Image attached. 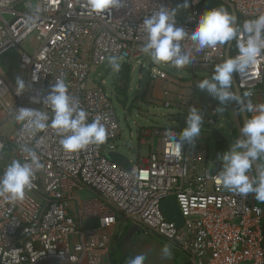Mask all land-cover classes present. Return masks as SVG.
<instances>
[{
    "label": "built area",
    "instance_id": "obj_1",
    "mask_svg": "<svg viewBox=\"0 0 264 264\" xmlns=\"http://www.w3.org/2000/svg\"><path fill=\"white\" fill-rule=\"evenodd\" d=\"M229 1L239 14L237 39L245 40L242 25L264 14V0ZM120 4L96 14L89 11L87 0H0V58L33 36L38 43L32 54L20 57L23 92L17 94L0 72V130L11 121L18 128L14 141L0 135V175L13 160L31 163L30 152L41 164L34 187L22 200L0 196V264H105L122 221L170 245L188 264H264V207L251 193L241 196L215 183L218 174H211L207 145L202 148L199 143L195 148L182 142L177 152L170 134L178 140L183 128L141 129L150 156H130L131 170L107 157L118 150L115 141L120 137L116 92L105 80L97 84L92 74L113 58L121 70L142 67L143 71L147 60L141 49L147 37L140 25L161 6L173 9L170 0H120ZM202 12L200 0H190L189 12L176 18V26L190 31ZM237 39L234 57L239 55ZM180 43L192 56V62L181 69L196 70L225 60L227 43L201 51L190 39ZM235 74L243 96L251 93L244 96L245 104H264V51L242 74ZM167 75L154 67L148 71L154 82ZM58 79L88 114V123L100 117L107 131L103 144L66 153L59 143L62 137L51 128L30 135L23 122L16 121L21 107L39 109L51 118L43 101ZM198 92L195 84L189 85L176 92V99H164V105L186 116L196 108L203 118L201 128L210 137L227 118L215 111L219 101L206 91L197 104ZM165 94L170 97L171 92ZM254 114L248 112L249 118ZM260 162L264 168V158ZM171 196L176 197L184 220L180 229L166 222L162 213V203Z\"/></svg>",
    "mask_w": 264,
    "mask_h": 264
},
{
    "label": "clouds",
    "instance_id": "obj_2",
    "mask_svg": "<svg viewBox=\"0 0 264 264\" xmlns=\"http://www.w3.org/2000/svg\"><path fill=\"white\" fill-rule=\"evenodd\" d=\"M87 2L89 11L96 14H103L109 9L121 6L120 0ZM183 6L188 7L187 2ZM234 20L235 17L225 8H210L197 17L196 24L190 31H186L183 27L176 26V10L170 11L161 6L160 10L145 18L140 25L147 37L141 51L154 64L170 62L176 68H183L192 62V56L190 52L182 50L181 41L190 39L195 44L196 51L224 45L238 38L239 30ZM242 31L246 34V39H237L239 55L214 65L211 77L200 80L196 86L219 101L220 105L235 101L241 104L244 111L255 112L241 127V138L217 157L223 163L222 170L215 177V183L241 196L252 193L257 201L264 202V168L256 165L257 176L250 178L248 175L255 162L264 158V104L255 107L250 101L244 104L238 95L230 91L233 87V73L242 74L264 51V14L245 21ZM114 61L115 58L114 70L118 71L120 65ZM16 88L17 94L24 91L25 84L22 79L17 78ZM244 96H251V93L245 92ZM43 104L51 110V118L47 112L39 109L21 107L16 112V121L23 122L24 129L30 135L51 128L62 137L59 143L66 153H75L90 144L100 145L106 141L107 131L100 122V117L88 123V114L78 103L73 102L62 79L55 81ZM215 111L221 112L223 109L218 107ZM202 120L198 110L193 107L186 117L187 126L180 132L179 139H175L176 134H170L177 152L181 151L182 142L192 143L199 136ZM29 156L31 163L13 160L0 175V196L12 202L19 201L24 198L26 190L34 187L33 180L41 164L34 152H30ZM162 253L165 257L171 255L167 246L162 248ZM145 259V255L139 253L129 258L127 264H144Z\"/></svg>",
    "mask_w": 264,
    "mask_h": 264
},
{
    "label": "rangeland",
    "instance_id": "obj_3",
    "mask_svg": "<svg viewBox=\"0 0 264 264\" xmlns=\"http://www.w3.org/2000/svg\"><path fill=\"white\" fill-rule=\"evenodd\" d=\"M36 1L37 0H35V3ZM37 45L38 43L36 36H33L26 43H24L20 49L12 50L0 58V72L4 75L6 82L10 87H12V89H16L13 79L24 77V73L22 71H18V64L21 55L23 53L29 55L32 54ZM144 59L147 60V62L145 63V67L141 75L138 73L139 67L137 70L131 71V81L128 88L131 99L138 97V100L134 104L137 110H132L131 114L124 113L121 107H119L114 101V107L116 109L120 123V137L115 141V143L117 149L121 153L127 154L129 156L131 154L127 148L138 145L140 129L151 126H156L159 128L166 126L185 128L187 126L186 115V117H184V114L181 113L175 115L172 109L164 105V99L172 97L164 95L162 97L164 87L166 86L169 91L174 92L178 89V83L182 81L178 78L180 75L186 79L184 82L189 84L194 75L197 74L199 82L202 79L210 78L214 71V66H203L193 70L191 67L184 69L176 68L172 66L170 62L167 64L157 65L151 61L147 54ZM150 67L167 71L171 76L174 77V80L169 79L168 77V81L154 82L148 76ZM120 70L121 68L119 67L118 71H111V73L105 77L106 86L109 89L115 90L118 87L119 84L116 85V88H114V83ZM171 82H173L175 85H173ZM93 86L94 82L93 80H90L89 87ZM199 96L200 100H202L201 92L199 93ZM207 98L208 97H206V99ZM220 107L223 109L222 112L225 117L227 119H231L235 126L233 132L226 131L224 127L219 126V129L223 135V142H227L228 146H230L237 139L241 138V124L238 118V111L234 101H228L224 105H220ZM174 116H176V120H174ZM203 126L204 124L201 123V127ZM0 135L9 141H14L18 135V128L14 122H8L0 130ZM196 140L199 143H202V148H204L206 145L209 147V167H212L213 159L216 157L218 145L214 142L212 137H209L206 132L202 130V128ZM140 150L141 158L148 159L150 156V146L147 147L141 145ZM3 162L5 161L3 160ZM249 176L252 178L251 175ZM130 227V223L122 221L115 231L116 238L113 243L114 252L112 255L113 264H120L118 261H123L121 264H127L129 258L134 257L139 253H143L146 257L144 264H173L172 256L170 255L169 257H165L162 253V248L164 246H167L170 252L173 251V247L153 236L146 235L144 232L137 233L131 241H128L126 237L128 232H126V230L130 229Z\"/></svg>",
    "mask_w": 264,
    "mask_h": 264
},
{
    "label": "water",
    "instance_id": "obj_4",
    "mask_svg": "<svg viewBox=\"0 0 264 264\" xmlns=\"http://www.w3.org/2000/svg\"><path fill=\"white\" fill-rule=\"evenodd\" d=\"M173 4V9L176 10V18L177 19H183L187 13L189 12L190 9V0H170ZM218 2L222 3L230 12L235 17L234 24L238 29V23H239V14L236 10L235 5L230 2L229 0H217ZM187 2L188 7H184L183 5ZM235 44V39L232 41L227 42L226 45V52H225V59L227 58H232L233 57V46ZM117 63V62H115ZM111 71H115L113 67V61L111 60H106L105 63L97 69L92 74V79L97 83L101 84L103 80H105V77L111 73ZM139 74L142 73V67L139 68L138 71ZM233 92L240 97V99L244 102V96L242 91L239 89L238 84H237V78L236 74L233 73V87H232ZM138 100V97H135L131 99L129 95V91L127 92L126 95L115 93L114 95V101L115 103L121 107L122 111L124 113L131 114V111L136 109L134 104ZM236 109L238 111V118L240 120L241 127L243 126L244 122L249 119V115L247 111H244L241 107V104L236 103ZM137 110V109H136ZM224 129L226 131L233 132L235 129V126L231 119H226ZM210 137L214 140V142L218 145L219 143L223 142V135L220 130L214 129L210 133ZM127 150L130 151V156L131 157H137L138 153V148L137 146H131L127 148ZM127 154L121 153L119 150L117 151H111L107 153V157L119 164L122 165L125 169L131 170V158ZM219 155L217 154L216 157L213 159V166L211 170V174H219V172L222 170V161L218 160L217 157ZM256 165L260 166L259 160L255 162L253 165V173L254 176H257V170H256ZM177 199L174 196L169 197L162 203V213L164 215V218L166 222L173 224L177 229H180L184 225V220L183 217L180 213L179 207L177 205ZM141 232L138 227L136 226H131L127 233V240L131 241L132 238L137 234Z\"/></svg>",
    "mask_w": 264,
    "mask_h": 264
},
{
    "label": "crops",
    "instance_id": "obj_5",
    "mask_svg": "<svg viewBox=\"0 0 264 264\" xmlns=\"http://www.w3.org/2000/svg\"><path fill=\"white\" fill-rule=\"evenodd\" d=\"M168 73V72H167ZM181 76V75H180ZM179 76V77H180ZM168 77H169V79H173L174 80V77L173 76H171L170 75V73H168V75H167V78L166 79H164V80H158V81H168ZM178 77V78H179ZM177 78V79H178ZM182 81H181V83L179 82L178 83V89L176 90V91H174V92H171V94H170V96H173L175 99H176V97H175V95L178 93V92H181L182 90H184V87H187V86H189V85H193V84H195V85H197V83H198V77H197V74L196 75H194L193 77H192V79H191V82L189 83V84H186L184 81L186 80L184 77H182V79H181ZM173 85H175L173 82H171ZM168 89L166 88V86L164 87V89H163V92H162V97H163V95L164 96H168L169 97V95L167 94H165V91H167ZM169 91V90H168ZM177 92V93H176ZM201 92V97L203 96V92H202V90H200L199 89V92H198V97H197V104H199L200 103V96H199V93ZM161 97V98H162ZM165 101V100H164ZM170 109H172L173 111H174V113H175V115H177V114H179V113H181V112H179L178 110H177V108L176 107H169ZM181 114H184L183 112L181 113ZM184 117H186L185 115H183ZM174 120H176V116H174ZM141 130V129H140ZM139 130V131H140ZM139 136H140V132H139ZM198 137V136H197ZM196 137V138H197ZM196 138L194 139V141L192 142L193 143V147H195V148H199L198 147V144H199V142L196 140ZM202 144V143H201ZM141 145L142 146H147V145H144V143L141 141V138L139 137V139H138V145H137V148H138V153H137V156H139V157H141V150H140V148H141ZM148 147V146H147ZM119 227V226H118ZM117 229V228H116ZM116 231V230H115ZM129 230L127 229L126 230V232H128ZM126 237H127V235H126ZM115 238H116V235H115V232H114V237H113V243H114V240H115ZM172 249V248H171ZM173 251H171V256H172V259H173V264H188L187 263V260H186V258L185 257H183V256H181V255H179L174 249H172ZM113 252H114V250H113V244H112V248H111V251H110V255H109V258H108V260L106 261V263L105 264H113V257H112V255H113ZM123 253H124V251H123ZM125 254V253H124ZM123 261H118V263H122ZM115 264V263H114Z\"/></svg>",
    "mask_w": 264,
    "mask_h": 264
},
{
    "label": "trees",
    "instance_id": "obj_6",
    "mask_svg": "<svg viewBox=\"0 0 264 264\" xmlns=\"http://www.w3.org/2000/svg\"><path fill=\"white\" fill-rule=\"evenodd\" d=\"M200 2H201V6H202L203 11L210 9V8H215V7H223L225 9H227L222 3L218 2L217 0H200ZM235 52H236V44H234V46H233V54H232L233 57L235 55ZM130 81H131V68L126 67V68H123L122 70H120L119 74L117 75V78L115 80V83H114L115 85L113 84L114 88H116V85L119 84L118 87L115 89V92L119 93V94L126 95L127 92L129 91L128 88H129ZM228 147L229 146H228L227 142L219 143L218 147H217L218 155H221ZM259 163L261 165L260 159H259ZM248 174L251 175L252 178L255 177L253 170H250ZM257 203L264 207V202L257 201ZM86 225L89 227H95L96 226L94 224H89V223H86Z\"/></svg>",
    "mask_w": 264,
    "mask_h": 264
},
{
    "label": "flooded vegetation",
    "instance_id": "obj_7",
    "mask_svg": "<svg viewBox=\"0 0 264 264\" xmlns=\"http://www.w3.org/2000/svg\"><path fill=\"white\" fill-rule=\"evenodd\" d=\"M131 228V227H130ZM129 230V229H128Z\"/></svg>",
    "mask_w": 264,
    "mask_h": 264
}]
</instances>
